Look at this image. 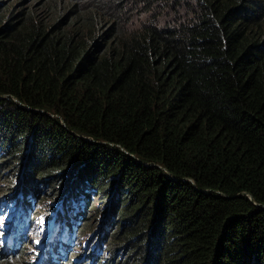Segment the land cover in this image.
<instances>
[{"label":"trees","instance_id":"obj_1","mask_svg":"<svg viewBox=\"0 0 264 264\" xmlns=\"http://www.w3.org/2000/svg\"><path fill=\"white\" fill-rule=\"evenodd\" d=\"M19 163L58 225L102 228L87 264H264V0H0V173ZM18 233L0 264H84Z\"/></svg>","mask_w":264,"mask_h":264},{"label":"rangeland","instance_id":"obj_2","mask_svg":"<svg viewBox=\"0 0 264 264\" xmlns=\"http://www.w3.org/2000/svg\"><path fill=\"white\" fill-rule=\"evenodd\" d=\"M179 9L182 10V7L179 6ZM179 18L180 22L187 20L186 17L180 16ZM166 26H168L166 22L160 23V27ZM17 166L16 171L8 169L0 173V192H15L6 198L0 196V246L8 244L9 249L13 248L16 243L13 244L12 234L19 231L16 240L19 237L26 243L23 253L29 255V258L33 256L34 262L36 257L43 253L45 249H49V246L53 243L60 245L59 250L57 254L49 257L56 258L55 261L58 262L59 256H66L71 262H75L77 258H82L81 262L84 261V264H87L90 253L103 258L105 251L99 237L102 228L98 227L92 233L84 232L82 235H76L72 229L58 225L59 219L51 210L57 209L61 212V206H59L57 200L51 199V196H46L48 192L44 191L45 195H42L40 201H36L34 197L31 198L30 192L26 195L19 194L23 191L22 187L24 185L21 182V164L19 163ZM39 193H43V191ZM17 196L18 199L15 200ZM109 199L110 195L106 197L105 201H99L98 203L96 196H92L89 200L88 213L91 218L96 215L95 224L97 226H100V224L103 227L105 226L106 210L110 209L107 207ZM94 208L96 209L95 215ZM17 246L20 245L17 244Z\"/></svg>","mask_w":264,"mask_h":264}]
</instances>
